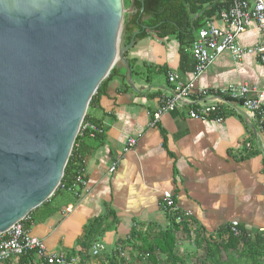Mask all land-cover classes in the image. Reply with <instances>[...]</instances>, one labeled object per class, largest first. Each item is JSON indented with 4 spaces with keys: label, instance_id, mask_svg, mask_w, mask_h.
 <instances>
[{
    "label": "crops",
    "instance_id": "obj_1",
    "mask_svg": "<svg viewBox=\"0 0 264 264\" xmlns=\"http://www.w3.org/2000/svg\"><path fill=\"white\" fill-rule=\"evenodd\" d=\"M210 20L218 27L224 25L215 16ZM195 34L183 44L152 33L133 38L124 53L130 74L118 67L104 80L87 110V123L101 128L102 140L82 132L75 145L84 164V187L78 197L73 191L59 190L25 223L48 251L83 258L76 252L81 249L83 226L106 209L117 218L119 239L132 226L155 224L164 229L168 222L163 191H169L176 208L206 231L231 221L250 232L264 228V127L260 123L264 99L260 115L251 116L240 103L230 102L221 121L191 119L187 109L176 108L152 124V113L173 93L167 74H175L182 83L193 76L190 44ZM261 37L264 31L253 21L237 43L251 46ZM230 84L247 85L250 96L264 91V66L252 55L235 61L225 52L195 80L197 88L221 89ZM201 102L210 104L213 98ZM129 137L136 144L125 150Z\"/></svg>",
    "mask_w": 264,
    "mask_h": 264
},
{
    "label": "water",
    "instance_id": "obj_2",
    "mask_svg": "<svg viewBox=\"0 0 264 264\" xmlns=\"http://www.w3.org/2000/svg\"><path fill=\"white\" fill-rule=\"evenodd\" d=\"M122 14V0H0V233L58 187L110 70L130 74Z\"/></svg>",
    "mask_w": 264,
    "mask_h": 264
},
{
    "label": "trees",
    "instance_id": "obj_3",
    "mask_svg": "<svg viewBox=\"0 0 264 264\" xmlns=\"http://www.w3.org/2000/svg\"><path fill=\"white\" fill-rule=\"evenodd\" d=\"M130 2L133 12L123 22L126 44L132 37L137 40L148 33L158 37H174L183 44L191 40L194 32L203 27L206 20L216 17L220 10L232 5V0H130ZM115 71L116 68H112L106 78ZM104 80L92 95L88 107L100 93ZM84 122H88L87 112L82 123ZM83 133L88 134V131ZM79 136L80 133L75 137L58 187L38 207L53 200L59 190L73 191L75 197H78L84 187L86 182L83 174L84 164L75 148ZM94 138L101 141L102 135L97 133ZM77 173L80 174L81 182L76 184ZM173 201L175 202L174 196ZM38 207L30 211L29 218ZM164 212L168 222L164 229L155 224L145 227L132 226L124 238L116 241V246L109 255L99 259L94 255V260L97 264H264V233L254 232L250 236L234 237L229 233L227 226L210 232L195 225L191 215L185 211L176 208L173 212L166 210ZM177 217L180 221H176ZM111 221L114 224L118 222L111 209H106L101 216L91 218L83 226L82 236L78 241L81 249L86 251L103 230L107 229ZM25 227L27 228L26 224ZM240 228L244 229L242 226ZM191 233H194L196 252L188 256V253L179 251L177 244L181 234L190 236ZM10 261H16V264H38L34 251L0 261V264H7ZM86 262L87 259L84 257L80 259L81 264H87ZM39 264L47 263L41 261Z\"/></svg>",
    "mask_w": 264,
    "mask_h": 264
},
{
    "label": "built area",
    "instance_id": "obj_4",
    "mask_svg": "<svg viewBox=\"0 0 264 264\" xmlns=\"http://www.w3.org/2000/svg\"><path fill=\"white\" fill-rule=\"evenodd\" d=\"M216 17L224 24L223 27H218L209 19L203 27L196 31L195 37L191 41L190 55L195 64L192 78L188 82L182 83L177 80L175 74H167L168 82L173 85V93L164 97L152 113V124L156 123L163 113L176 108L187 109V115L191 119L221 121L225 117L226 111H229L230 102L240 103L251 116L261 114L260 105L264 99V91L250 96L249 89L245 84H230L221 89L197 88L195 80L220 54L225 52H228L235 61L245 55H252L264 66V37L258 39L251 46H240L237 43V37L253 21L257 23L261 32L264 31V3L262 0H232V5L227 9L220 10ZM202 98H213V102L204 104L201 102ZM220 101L224 103L222 104ZM260 123L264 125V119H260ZM84 131H88V135L94 137L95 134L101 133V128L91 123L81 122L78 133L81 134ZM135 144L136 140L133 137L127 138L125 150L131 149ZM109 170L113 171L114 166H111ZM79 182H81V178L77 173L75 183ZM161 199L164 210L168 212L176 210L173 195L169 191H163ZM29 219V216L26 215L7 231L0 233V261L17 257L27 251H34L36 257L47 264H81L78 257L48 251L42 239L31 235L25 227V223ZM176 221H180V218L177 217ZM227 228L234 237H246L254 234V232L242 230L237 221H231ZM255 232L264 233V228H259ZM97 252V249H94L93 255H96Z\"/></svg>",
    "mask_w": 264,
    "mask_h": 264
},
{
    "label": "rangeland",
    "instance_id": "obj_5",
    "mask_svg": "<svg viewBox=\"0 0 264 264\" xmlns=\"http://www.w3.org/2000/svg\"><path fill=\"white\" fill-rule=\"evenodd\" d=\"M123 4V14H122V21H121V32H123V22L124 19L130 15L133 12V9L131 7V2L130 0H122ZM123 44H126V40L123 37ZM88 110V108H87ZM87 112V111H86ZM119 236L116 235V226L114 223L111 221L107 225V229L103 230V232L100 234V236L96 239V241L85 251L83 249H80L77 252L79 255H83L85 259H87V264H97L94 260V255H93V250L97 249V258H104L105 256L109 255L111 251L115 248L116 246V241L119 239ZM117 238V239H116ZM180 240L177 244V247L179 251L183 253H188L187 255H191L192 253L196 252V248L194 246V233H191L190 236H183L182 234L180 235ZM116 239V240H114ZM98 245V246H97ZM107 251V252H106ZM75 253H71L76 254ZM199 253V252H198ZM93 255V257H91ZM71 256V255H69ZM128 256V255H127ZM74 257V256H71ZM82 259V258H80ZM35 260L36 262L41 263V260H39L36 255H35ZM7 264H16V261H10Z\"/></svg>",
    "mask_w": 264,
    "mask_h": 264
}]
</instances>
